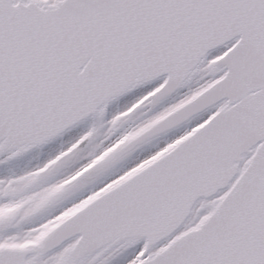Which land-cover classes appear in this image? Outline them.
Instances as JSON below:
<instances>
[{
	"label": "snow or ice",
	"instance_id": "obj_1",
	"mask_svg": "<svg viewBox=\"0 0 264 264\" xmlns=\"http://www.w3.org/2000/svg\"><path fill=\"white\" fill-rule=\"evenodd\" d=\"M0 264H264V0H0Z\"/></svg>",
	"mask_w": 264,
	"mask_h": 264
}]
</instances>
